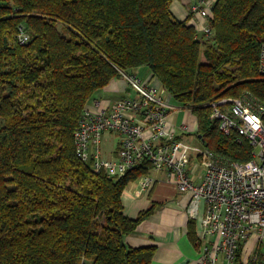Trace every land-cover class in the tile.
Listing matches in <instances>:
<instances>
[{"label": "trees", "instance_id": "16d2710c", "mask_svg": "<svg viewBox=\"0 0 264 264\" xmlns=\"http://www.w3.org/2000/svg\"><path fill=\"white\" fill-rule=\"evenodd\" d=\"M173 1L0 0V264H151L155 247L125 236L153 207L129 218L122 203L149 168L113 178L75 150L85 108L120 70L148 67L195 117L203 148L252 159L250 141L220 130L206 104L264 103V0H216L209 32L175 17Z\"/></svg>", "mask_w": 264, "mask_h": 264}, {"label": "built area", "instance_id": "2783aa9c", "mask_svg": "<svg viewBox=\"0 0 264 264\" xmlns=\"http://www.w3.org/2000/svg\"><path fill=\"white\" fill-rule=\"evenodd\" d=\"M207 1L194 3L190 12L208 18L212 5ZM202 29L209 32L206 25ZM21 38L25 41L28 36ZM259 68L264 73V44ZM120 77L134 94L108 103L95 100L85 108L74 134L78 157L113 178L149 168V173L144 170L137 178L142 190L156 181L152 171H164L177 190L190 196L189 215L200 220L198 264H217L221 256L234 262L240 244L254 236L258 251L252 261L264 264V103L249 97L206 104L212 107L211 118L219 121L220 130L237 132L253 146L252 159L241 163L188 144L185 132L190 124L170 126V114L181 107L171 104L170 94L161 86L143 81L134 72L120 70ZM223 104L229 108L222 110ZM108 141L112 146L105 150ZM192 154L203 165L199 181L193 177L199 163L192 161Z\"/></svg>", "mask_w": 264, "mask_h": 264}, {"label": "crops", "instance_id": "0c3cea01", "mask_svg": "<svg viewBox=\"0 0 264 264\" xmlns=\"http://www.w3.org/2000/svg\"><path fill=\"white\" fill-rule=\"evenodd\" d=\"M215 1L208 0L207 3L213 5ZM198 2L200 0H174L171 10L175 17L186 20L192 14L191 6ZM190 24L202 31V28L207 25V20L192 14ZM143 69L140 67L134 73L143 81L151 83L152 74L150 75L147 70ZM144 74H147V79L142 77ZM153 84H159L155 78ZM96 95L94 102L103 100L108 103L131 95V91L120 77L112 80ZM93 104L91 100L87 107ZM176 113L178 112H173L169 116V124L172 128L176 126L174 125ZM192 157V161H195L193 154ZM197 168L198 166L196 171ZM151 173L156 181L149 189L142 190L139 179H135L128 183L122 193L124 213L129 218H136L142 211L153 207L152 213L139 223L136 230L125 236V242L136 248L154 246L155 252L151 264H198L201 251V243L198 239L200 220L189 215L187 208L190 196L177 190L164 171H152ZM202 173L196 174L195 172L194 179L199 181ZM191 228H193L194 236L190 234ZM240 251L238 260L229 262L221 256L217 264H254L252 258L258 251V237L254 236L244 242Z\"/></svg>", "mask_w": 264, "mask_h": 264}, {"label": "rangeland", "instance_id": "374dc122", "mask_svg": "<svg viewBox=\"0 0 264 264\" xmlns=\"http://www.w3.org/2000/svg\"><path fill=\"white\" fill-rule=\"evenodd\" d=\"M211 9H212V7H211ZM201 60H203V61L205 60L203 55L201 57ZM143 68H144L143 70H147V72H149V74L151 75L150 71H148L149 70L148 67L144 66ZM146 75L147 74H144V75H142V77L147 79ZM153 82H154V77L151 79V83L150 82L149 83L152 84ZM130 91H131V95H133L134 92L132 90H130ZM96 96L97 95H94L95 98H96ZM94 97L92 98V104L94 103V101H93ZM171 104L175 105L174 100L171 101ZM177 112L178 113L175 114L174 125H176L178 127L185 121L189 122V124H190L189 132H185V134L187 136V137L185 136V141L188 144L192 145V146L203 148V146H202L203 144H202L201 138L195 132V128H196L195 117L191 113H189V111L178 110ZM179 133H181L180 130H179ZM188 133L190 135H187ZM111 146H112V142L111 141H108V143L103 144V147H104L105 150H109L111 148ZM193 156H195V155H193ZM194 160L196 161V156H195ZM196 162L199 163L197 171H196V174H199V173L203 172V165L198 160Z\"/></svg>", "mask_w": 264, "mask_h": 264}, {"label": "bare ground", "instance_id": "6f19581e", "mask_svg": "<svg viewBox=\"0 0 264 264\" xmlns=\"http://www.w3.org/2000/svg\"><path fill=\"white\" fill-rule=\"evenodd\" d=\"M206 20H208V18H206Z\"/></svg>", "mask_w": 264, "mask_h": 264}]
</instances>
